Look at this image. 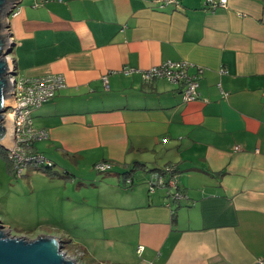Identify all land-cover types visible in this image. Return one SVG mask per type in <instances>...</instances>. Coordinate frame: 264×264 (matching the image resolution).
Returning a JSON list of instances; mask_svg holds the SVG:
<instances>
[{"label":"crops","instance_id":"1","mask_svg":"<svg viewBox=\"0 0 264 264\" xmlns=\"http://www.w3.org/2000/svg\"><path fill=\"white\" fill-rule=\"evenodd\" d=\"M8 18L17 75L65 79L31 113L34 126L49 131L34 150L53 166L47 173L28 166L30 180L71 185L78 206L92 182L104 239L118 252L128 244L142 264H257L264 0H227L214 11L203 0L161 8L154 0H24ZM167 60L202 69L197 98L184 101L166 78H143ZM104 160L111 169L95 178L94 164ZM164 167L186 198L170 199L169 186L148 190L150 173Z\"/></svg>","mask_w":264,"mask_h":264},{"label":"rangeland","instance_id":"2","mask_svg":"<svg viewBox=\"0 0 264 264\" xmlns=\"http://www.w3.org/2000/svg\"><path fill=\"white\" fill-rule=\"evenodd\" d=\"M12 65L16 72L14 63ZM5 151L0 146V222L9 235L31 239L41 234L57 235L62 240L63 251L77 264H142L140 254H128V244L123 246V252H118L104 239L98 227L99 222L102 223L103 208L100 211L94 203L98 194L91 192L98 189L92 182L84 183L85 203L78 206L72 202L71 185L51 183L43 176L30 180L26 173L28 166L22 176H16L5 158ZM37 171L49 172L42 168ZM92 174L95 178L103 176L102 172L93 170ZM99 188L107 189L105 185ZM80 211L84 213H77Z\"/></svg>","mask_w":264,"mask_h":264},{"label":"built area","instance_id":"3","mask_svg":"<svg viewBox=\"0 0 264 264\" xmlns=\"http://www.w3.org/2000/svg\"><path fill=\"white\" fill-rule=\"evenodd\" d=\"M21 1V0H20ZM159 8L168 3L180 6V0H154ZM203 5L208 10L214 11L217 7H226L227 0H203ZM20 9L19 3L13 4L9 16H15ZM10 57V55H8ZM11 58V57H10ZM191 63L184 60H167L157 65L150 66L143 72V78L152 81L157 78H166L170 82L181 87L184 101H191L197 98V87L202 69L197 68L193 73L189 72ZM13 68V67H12ZM13 80L12 96L15 105L9 107L6 113L13 119L14 144L6 150V159L10 162L12 171L17 176H22L27 166L35 168H51L52 161L44 154L33 150L34 143L48 137L49 131L46 128H37L33 124L32 111L38 108L44 101L52 98L58 90L65 86V79L62 74H45L42 76L26 77L11 74ZM104 82L106 78L104 77ZM5 113V115H6ZM97 172H106L111 169V163L100 161L94 164ZM169 167L160 171L150 173L147 180L150 192L157 188L169 186L167 194L170 199L180 200L186 198L184 192L179 191L176 186L177 176ZM125 183H132V178L127 176ZM138 245L137 252L142 251ZM257 264H264V256L258 257Z\"/></svg>","mask_w":264,"mask_h":264},{"label":"water","instance_id":"4","mask_svg":"<svg viewBox=\"0 0 264 264\" xmlns=\"http://www.w3.org/2000/svg\"><path fill=\"white\" fill-rule=\"evenodd\" d=\"M20 0H0V146L5 150L13 147V119L6 110L15 105L13 99V61L8 57L13 43L9 32L8 14ZM6 113V115H5ZM0 264H77L62 249L57 235L41 234L34 238L9 235L0 222Z\"/></svg>","mask_w":264,"mask_h":264},{"label":"trees","instance_id":"5","mask_svg":"<svg viewBox=\"0 0 264 264\" xmlns=\"http://www.w3.org/2000/svg\"><path fill=\"white\" fill-rule=\"evenodd\" d=\"M33 150H34V146H33ZM41 153V152H40ZM5 154H6V151H5ZM43 154V153H42ZM5 158H6V155H5ZM7 160V159H6ZM8 161V160H7ZM52 161V160H51ZM104 161H106V160H104ZM9 162V161H8ZM106 162H109V161H106ZM10 163V162H9ZM37 169H39V168H37ZM42 169H46V170H48V168H42ZM51 169V168H50ZM11 170H12V167H11ZM161 170V168H159V169H155V171H160ZM47 173V172H46ZM16 175V174H15ZM23 175V174H22ZM17 176V175H16ZM130 185V184H129Z\"/></svg>","mask_w":264,"mask_h":264}]
</instances>
